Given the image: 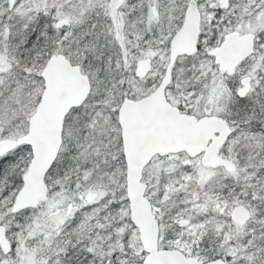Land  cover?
Masks as SVG:
<instances>
[{"label": "snow or ice", "instance_id": "6c2138e0", "mask_svg": "<svg viewBox=\"0 0 264 264\" xmlns=\"http://www.w3.org/2000/svg\"><path fill=\"white\" fill-rule=\"evenodd\" d=\"M0 264H264V0H0Z\"/></svg>", "mask_w": 264, "mask_h": 264}]
</instances>
